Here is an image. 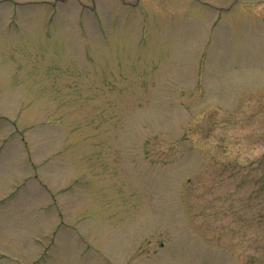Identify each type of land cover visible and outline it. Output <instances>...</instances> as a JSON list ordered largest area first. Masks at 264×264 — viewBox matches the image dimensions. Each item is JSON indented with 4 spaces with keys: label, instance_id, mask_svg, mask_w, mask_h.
Returning <instances> with one entry per match:
<instances>
[{
    "label": "rangeland",
    "instance_id": "rangeland-1",
    "mask_svg": "<svg viewBox=\"0 0 264 264\" xmlns=\"http://www.w3.org/2000/svg\"><path fill=\"white\" fill-rule=\"evenodd\" d=\"M0 264H264V0H0Z\"/></svg>",
    "mask_w": 264,
    "mask_h": 264
}]
</instances>
